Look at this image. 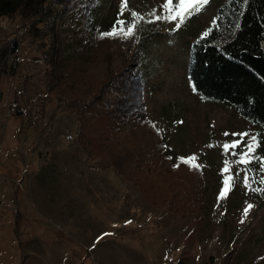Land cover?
Returning <instances> with one entry per match:
<instances>
[{"label":"rangeland","instance_id":"rangeland-1","mask_svg":"<svg viewBox=\"0 0 264 264\" xmlns=\"http://www.w3.org/2000/svg\"><path fill=\"white\" fill-rule=\"evenodd\" d=\"M166 2L44 0L0 15V49L18 43L0 68V141L16 137L24 171L13 183L66 238L46 236L33 264L54 245L97 264H264V132L187 76L190 44L223 0ZM118 18L139 20L133 34L101 38ZM233 133L257 138L246 166L224 153ZM193 156L200 167L179 162Z\"/></svg>","mask_w":264,"mask_h":264},{"label":"trees","instance_id":"trees-1","mask_svg":"<svg viewBox=\"0 0 264 264\" xmlns=\"http://www.w3.org/2000/svg\"><path fill=\"white\" fill-rule=\"evenodd\" d=\"M42 1L0 0V15L19 8L34 14ZM205 31L209 36L201 40ZM3 46L0 68L5 69L18 43L5 40ZM187 76L202 98L235 108L264 132V0H223L213 23L190 44Z\"/></svg>","mask_w":264,"mask_h":264},{"label":"crops","instance_id":"crops-1","mask_svg":"<svg viewBox=\"0 0 264 264\" xmlns=\"http://www.w3.org/2000/svg\"><path fill=\"white\" fill-rule=\"evenodd\" d=\"M16 143V137H3L0 141V264H33L34 259L43 255L46 236H50V239L53 237L51 241L66 238H58L56 231L45 224L35 205L13 183L24 171L16 153ZM7 155H10L9 158ZM35 236H40V240L31 242L30 239ZM36 243H39L40 249H36ZM79 247L76 250L69 247L68 251L54 245L53 249L47 250V253L52 254V260L44 263L97 264L87 257L83 259L81 251L86 250Z\"/></svg>","mask_w":264,"mask_h":264},{"label":"snow or ice","instance_id":"snow-or-ice-1","mask_svg":"<svg viewBox=\"0 0 264 264\" xmlns=\"http://www.w3.org/2000/svg\"><path fill=\"white\" fill-rule=\"evenodd\" d=\"M201 3H207V0H200ZM171 3V0H167V2L163 5L164 9H168L169 4ZM176 7H179L181 9L186 8V4H185V0H179L178 5H176ZM191 11H195V12H199L200 11V7L196 6L194 9L190 10L189 14L191 13ZM137 13L133 12L132 13V17H136ZM162 18H167V17H161L160 15L156 16L157 20H160ZM171 19H176V17H171ZM140 20H143V17H140ZM151 22V21H148ZM117 25H120L119 29L115 26H113L112 30L107 32V33H101V38L103 37H121V38H127L129 36H131L133 34V29L136 27V25L139 23V20L133 19L131 22H128L126 20H121V19H117V21L115 22ZM183 23V19H181V22L178 23L176 25L177 28H179L181 26V24ZM125 27H126V31H125ZM237 27H239V25H237ZM210 31V30H209ZM209 31H205L201 37V40H203L204 38L209 36ZM195 86L193 85V91H195ZM225 136H228V133L224 134ZM232 136H239L240 139L239 140H235L233 139L230 142H226L223 144V150L225 154L231 153L233 156H236L237 159L235 160V164L237 165H247L249 163L252 162V160L256 159L255 156H253V153L255 151V145L257 144V138L256 136H251L249 138V140L247 142L244 141V137L247 136V133H233L231 134ZM241 145H243V147H241ZM211 146V145H209ZM167 147V146H165ZM239 148L240 151L237 152L236 149ZM169 159H171V157H169ZM196 160V157H190V158H179V162L183 163V164H189L190 161H192L191 163V167L192 168H198L200 167V165L196 164L194 161ZM225 167L221 170L223 173H228L229 172V161L227 159H225L224 161ZM175 167H179V164L174 165ZM261 170L264 171V160L261 161ZM236 175L239 176L240 172L237 171ZM232 179V177L225 175L223 178V188L220 190L219 192V198H223L226 194V190L229 188L230 185V180ZM260 184H264V179H261L259 181ZM244 185L245 186H249V176L247 174V170L245 171L244 174ZM253 191H262V189L260 188H255L252 189ZM253 207L252 204H248L247 207H245L243 209V214L246 217L249 213V210ZM241 223H243V219L241 220Z\"/></svg>","mask_w":264,"mask_h":264}]
</instances>
